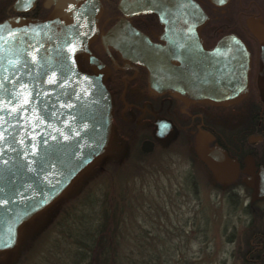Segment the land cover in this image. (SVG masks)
<instances>
[{"label":"water","instance_id":"1","mask_svg":"<svg viewBox=\"0 0 264 264\" xmlns=\"http://www.w3.org/2000/svg\"><path fill=\"white\" fill-rule=\"evenodd\" d=\"M138 2L125 0L133 7ZM143 2L149 12L167 16L156 10L154 0ZM189 2L193 18L198 9ZM98 11V0H63L59 11L43 22L0 24V257L14 254L21 230L61 202L110 153L114 120L104 86L107 72L89 52ZM130 46L124 48L134 56ZM79 57L90 63L97 78L81 74ZM200 58L187 98L222 106L245 97L250 56L237 38L223 39ZM164 63L154 62L152 76L163 92L168 90ZM259 87L264 100V63ZM169 132L167 122L157 123V138ZM153 149L145 141L140 151L150 154ZM203 158L217 180L235 176V165L221 150ZM245 183L254 189L253 200L264 197L254 178Z\"/></svg>","mask_w":264,"mask_h":264},{"label":"flooded vegetation","instance_id":"2","mask_svg":"<svg viewBox=\"0 0 264 264\" xmlns=\"http://www.w3.org/2000/svg\"><path fill=\"white\" fill-rule=\"evenodd\" d=\"M143 1L133 7L125 0H98L97 35L89 52L107 72L104 86L111 98L114 134L117 128L121 142L139 150L143 142H152L153 151L171 140L184 146L192 137L202 158L219 149L235 165L233 179L222 182L225 188L240 176L244 186L246 179L254 178L264 188V100L259 87L264 0H191L198 9L193 18L190 0H154L156 10L166 12V17L149 12ZM62 2L0 0V24L43 22L59 11ZM230 37L237 38L250 56L245 97L222 106L191 101L186 97L189 78L196 74L200 53L211 52ZM130 45L134 56L124 48ZM157 60L165 62V92L152 81ZM78 65L82 75L97 78L88 61L79 57ZM160 121L170 125V132L159 139ZM249 189L253 200L254 189ZM253 201H264V197Z\"/></svg>","mask_w":264,"mask_h":264},{"label":"rangeland","instance_id":"3","mask_svg":"<svg viewBox=\"0 0 264 264\" xmlns=\"http://www.w3.org/2000/svg\"><path fill=\"white\" fill-rule=\"evenodd\" d=\"M178 142L160 144L149 155L131 143L115 145L113 156L28 231L19 255L3 263L77 264L81 231L94 235L106 225L104 213L113 212L108 226L119 231V264H241L238 250H246L253 217V229L264 232V216L257 217L264 201L252 200L241 176L217 187L191 161L190 146Z\"/></svg>","mask_w":264,"mask_h":264},{"label":"trees","instance_id":"4","mask_svg":"<svg viewBox=\"0 0 264 264\" xmlns=\"http://www.w3.org/2000/svg\"><path fill=\"white\" fill-rule=\"evenodd\" d=\"M120 142H121V139L119 138L118 129L116 128L115 134L113 137V142L111 145L110 154L105 159L100 161L95 167H93L77 183H75V185L70 189L68 194L61 200V202H59L56 206H54L50 211L45 213L43 216H41L38 219H36L35 221H33L30 225L23 228L19 234V245H18L17 251L11 255L1 256L0 257V264H4L3 261L6 262V261H8V259L16 258L19 255V253L21 251V247H22V244H21L22 238L24 237V235L28 231L32 230V228L35 225H37L42 219H45L48 215H50L52 213V211H54L55 209H58L60 207V205L63 203V201H65L67 196L71 193V191H73V189H75L82 181H84L86 179V177H88L93 171L98 169V167L102 166L104 162L109 160L113 156L112 155L113 148L115 147V145H118V143H120ZM184 144H186L187 146L188 145L190 146L191 161L193 163H196V165L198 166V168H200V170L202 172L207 173L208 176H210L211 180L214 181V184L217 187H220V188L225 187V183H222L221 181L217 180L213 170L210 169L208 163L205 160H203V158L197 152V146H196L193 138L190 137V139L187 140V142H185ZM135 149L136 148L134 147V150ZM245 187L248 188L247 186H245ZM230 191L233 193L232 190H230ZM223 192L225 193V191H223ZM234 195H235V193H234ZM249 208L251 209V211L253 213V209L250 206L248 207V209ZM106 212H109V211H106ZM111 214H112V216H110V214H108V213H104V218L106 219L105 220L106 225L103 224L102 227H100L99 231L96 230L94 232V235L90 234L89 231L87 233V231H85V229L81 231L83 233L82 235L84 236V239L78 240V242H77L78 247L74 251L75 258H77V261H76L77 264H119L120 263V261L118 260L119 256H118V252H117L118 246H117V239H116L119 231L118 230L116 231L115 227L112 229H109L110 227L108 226L109 222L112 221L113 217L116 218L115 213L111 212ZM257 215H256L257 217L262 219L264 216V210L260 211V214H257ZM254 216H255V214H254ZM117 217L119 218L120 216H117ZM254 222L255 221H254V217H253L252 221L248 227V229L252 228V231L250 233V236L246 240V250L243 253H241L240 250H238V258L240 259L241 264H264V255L262 254V252L264 251V232H262L260 230H259L260 232L254 230L253 229L254 228L253 225H255ZM66 224L68 226L72 225L71 223H67V222H66ZM114 224L117 225V223H114ZM72 229L73 228L69 229V231H71ZM74 233L75 232H71L72 235H74ZM86 233L88 235L85 236ZM66 236L71 237L70 234H67ZM76 239H78V238H76ZM260 248H262V249H260Z\"/></svg>","mask_w":264,"mask_h":264}]
</instances>
